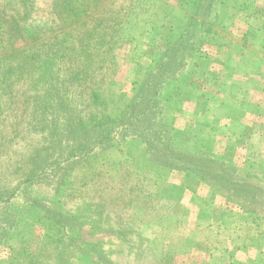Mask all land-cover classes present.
<instances>
[{"label": "rangeland", "instance_id": "obj_1", "mask_svg": "<svg viewBox=\"0 0 264 264\" xmlns=\"http://www.w3.org/2000/svg\"><path fill=\"white\" fill-rule=\"evenodd\" d=\"M134 1L105 0L100 7L103 11L113 2L114 11L126 8L127 13L117 33L122 40L112 42L114 67L107 72L118 84L111 95L118 103L107 115L118 113L132 98L142 68L156 58L168 36L180 32L195 9L192 0ZM58 2H32L27 23L40 34L27 46L36 44L38 55L63 34H75L58 19ZM2 5L5 0H0ZM214 14L216 34L186 66L179 92L164 95L165 122L181 144L228 155L249 182L264 189V0H223L210 18ZM167 20L174 27L171 33L162 29ZM109 31L96 30L105 35ZM14 47L25 45L19 41ZM26 72L11 77L9 86L0 85V188L8 191L51 145V119L27 121L23 116L22 102L31 85ZM33 198L62 215L74 242L68 246L63 240L48 250L43 247L46 225L25 227L0 245V264H264V214L257 213L255 220L207 184L147 164L130 144L116 145L77 166L58 195L40 185ZM112 213L114 223L107 220ZM120 230L132 234L121 239L114 234ZM139 237L156 240L146 249ZM98 243L102 245L95 246L96 252L89 247Z\"/></svg>", "mask_w": 264, "mask_h": 264}, {"label": "trees", "instance_id": "obj_2", "mask_svg": "<svg viewBox=\"0 0 264 264\" xmlns=\"http://www.w3.org/2000/svg\"><path fill=\"white\" fill-rule=\"evenodd\" d=\"M32 2L5 0V5L0 6V85L7 82L5 85L9 86L11 77L27 71L30 94L22 102L21 110L27 121L43 116L51 119V145L36 155L33 168L12 190L0 188V245L25 227L46 225L43 239L47 245H42L45 249L51 250V244L58 245L63 240L72 246L74 239L69 236L62 215L34 199L33 190L43 185L58 195L77 166L119 144L135 146L149 165L207 184L227 204L253 214L255 220L257 213L264 214V189L249 182L238 164L226 154H209L181 144L165 122L168 109L164 95L173 89L176 94L179 92L186 66L216 34V14L210 17L223 0H192L194 12L186 17L177 35L165 39V46L157 51L156 58L142 68L132 98L113 115L106 113L118 103L116 95L111 96L112 87L117 89L118 84L113 73L108 75L107 71L114 67L112 42L122 40L117 33L126 22V8L114 11L112 2L101 11L105 0H59L55 7L57 17L66 26H72L75 34L63 38L66 33L61 36L62 32L58 35L61 40L38 55L34 50L36 44L28 47L40 34L38 27L27 23ZM121 2L135 3L117 0ZM102 29L110 30L109 34H99ZM162 29L171 33L174 27L167 20ZM19 41L25 45L22 49L14 47ZM87 210L89 214L91 209ZM115 218L113 215L107 220L114 223ZM114 234L125 239L132 233L120 230ZM155 240L146 242L143 237L137 238L146 249Z\"/></svg>", "mask_w": 264, "mask_h": 264}]
</instances>
